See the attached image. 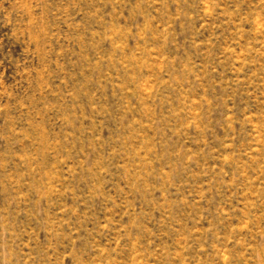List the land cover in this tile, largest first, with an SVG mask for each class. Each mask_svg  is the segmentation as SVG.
Instances as JSON below:
<instances>
[{"label":"rangeland","instance_id":"1","mask_svg":"<svg viewBox=\"0 0 264 264\" xmlns=\"http://www.w3.org/2000/svg\"><path fill=\"white\" fill-rule=\"evenodd\" d=\"M0 264H264V0H0Z\"/></svg>","mask_w":264,"mask_h":264}]
</instances>
